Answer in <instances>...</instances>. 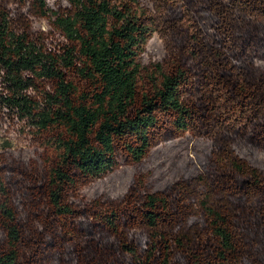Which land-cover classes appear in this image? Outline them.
Masks as SVG:
<instances>
[{"label": "trees", "instance_id": "1", "mask_svg": "<svg viewBox=\"0 0 264 264\" xmlns=\"http://www.w3.org/2000/svg\"><path fill=\"white\" fill-rule=\"evenodd\" d=\"M49 1L31 0L64 42L0 14V110L53 134L57 152L50 203L31 223L0 155V264H182L181 255L185 264H264V167L236 147L264 153V0H162L178 20L157 15L152 0L154 12L139 0H66L63 12ZM160 25L181 31L184 52L175 59L169 42V71L157 64L160 76L148 74L143 88L142 57ZM200 124L215 140L200 175L166 189L135 184L105 204L69 200L78 176L102 178L122 157L140 162L164 134ZM79 207L94 217L84 221ZM195 211L202 219L190 222Z\"/></svg>", "mask_w": 264, "mask_h": 264}, {"label": "rangeland", "instance_id": "2", "mask_svg": "<svg viewBox=\"0 0 264 264\" xmlns=\"http://www.w3.org/2000/svg\"><path fill=\"white\" fill-rule=\"evenodd\" d=\"M159 13L157 15H175L179 19V8L165 7L162 0H152ZM141 6L150 7L153 11L151 0H139ZM49 7L53 11H67L70 6L66 0H50ZM8 13L12 24L20 29L27 30L34 37H39L47 42H64L58 30L53 27L52 15H44L31 2L26 0H0V14ZM207 15V13H204ZM160 25L158 32L149 41L142 60L145 65L140 86H146L148 74L160 76L161 65L166 72L169 71V46L172 45L175 59H179L184 52L181 31L174 29L167 31ZM169 42L171 44L169 45ZM175 61V60H174ZM264 66V63H263ZM81 86L84 84L77 80ZM212 130L205 128L203 124L192 128L187 134L168 132L161 136L154 144L149 155L140 162L122 157L115 171L102 178L78 176L76 185L68 187L66 192L70 194V201L77 204L90 205L91 202H112L113 198H121L134 185H145L148 189H166L171 184L184 178L200 175L205 167H212L210 152L215 146V140L210 139ZM53 134L37 135L36 131L19 123L10 115H5L0 110V155L4 165H7L5 182L7 188L15 198V208L22 221L31 223L34 219L45 216V211L50 203L52 186L50 182L51 165L57 159L56 149L50 144ZM236 147L245 157H249L253 163L264 167V153L244 144H236ZM49 176V177H48ZM43 200H47L44 207ZM42 204V205H41ZM84 221H90L94 217L89 208L79 207ZM51 212V210H49ZM129 218V217H128ZM198 211L189 219L190 222L201 220ZM187 222V226L190 225ZM203 225L202 222L198 223ZM196 225V224H194ZM193 225V226H194ZM140 240L149 239L147 231H135ZM48 239L53 237L52 232L45 234ZM0 240L5 241V232L0 227ZM117 244V238L107 240ZM56 255V252L54 253ZM185 264V256L180 257ZM54 264H58L54 262ZM251 264V261H248Z\"/></svg>", "mask_w": 264, "mask_h": 264}]
</instances>
